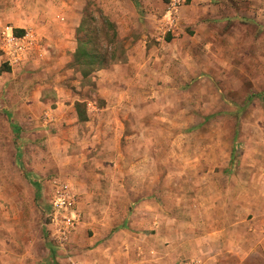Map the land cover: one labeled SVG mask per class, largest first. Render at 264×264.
<instances>
[{"label":"rangeland","instance_id":"374dc122","mask_svg":"<svg viewBox=\"0 0 264 264\" xmlns=\"http://www.w3.org/2000/svg\"><path fill=\"white\" fill-rule=\"evenodd\" d=\"M77 1L79 21L108 52L114 72L82 78L71 60L60 82L17 77L11 96H0V264H111L113 249L133 257L127 235L111 238L124 227L131 235L156 232L143 218L137 230L125 226L131 199L149 193L159 217L189 221L200 237L216 227L221 211L229 215L227 187H239L242 199L247 186L264 197V0H233V17L225 18L215 15L214 1L186 0L173 23L169 0ZM165 41L176 75L185 73L181 54L199 61L195 70L207 77H150L156 72L145 61L130 66L129 77L115 68L132 45L147 59ZM23 65L13 70H36ZM6 100L18 109H6ZM75 101L86 107L83 120ZM234 128L233 174V161L224 167ZM63 184L74 194L76 219L59 245L51 218L63 212L53 206ZM163 223L162 239L174 227ZM263 249L252 264H264Z\"/></svg>","mask_w":264,"mask_h":264},{"label":"crops","instance_id":"0c3cea01","mask_svg":"<svg viewBox=\"0 0 264 264\" xmlns=\"http://www.w3.org/2000/svg\"><path fill=\"white\" fill-rule=\"evenodd\" d=\"M207 1L218 3L214 4L213 7L215 15L219 12L220 18L233 17V0ZM78 9L79 2L77 0L75 2L72 0H0V39L4 32H13L14 29L22 32V35L25 34L26 49L23 64L26 67L30 65L36 68L32 72L24 71L17 74L16 70H13L14 67H10L4 62L5 56L0 50V66L5 63L8 67L0 71V96H11L17 77H28V83H34L35 80L39 82L36 77H57L56 79L59 82L62 77H67L62 70L69 61L72 60L71 62H73L77 48V29L82 21H79L80 12ZM201 12L206 13L207 9L203 8ZM136 47L137 45H132L127 54V61L115 67L117 70L126 71L130 66L137 68V66H140V61H145V63L148 62L149 69L153 73L156 72L150 77H207V75H200L199 70H195L199 61L197 62L191 58L193 63L191 65V59H188L189 56L186 55L182 58L181 54L176 55L178 58L177 63L183 66L181 72L184 70L185 73L181 76L176 75L172 69L173 65L170 64L173 57L169 53L170 47L167 41L151 50L147 59L141 58L142 52L137 53L140 48L137 50ZM142 55L144 56V53ZM205 57V54L199 57L200 61L205 60ZM215 58L218 60L217 57ZM106 67L99 68L102 69L100 74L107 75L114 72L111 68ZM79 71L80 77L85 78L80 69ZM191 71L194 75H191ZM125 73V77H129L128 72ZM100 94L103 98H106L104 93ZM94 101L96 102V100ZM8 103L9 101L6 100V104L3 105L6 109L9 108L8 110L13 112L18 109L17 104L12 105L11 103L8 105ZM76 103H80V109H84L85 115L87 111L81 102L75 101L73 108L77 118L80 119ZM88 105H92V101H89ZM103 109L104 106L97 108V113ZM45 114H48V112L46 111ZM236 150L234 128L233 140L227 149V163L224 167H230L233 161V174L237 171L234 167H236L239 158ZM246 189L247 196L243 199L240 195H237L239 187L230 186L224 189L229 190L230 194L233 193L232 201L229 202V215L224 212L225 210L221 211L219 223L216 227L208 229L205 236L201 237L190 233V229L187 227L189 221L179 220L177 217L163 219L159 217L158 207L155 205L156 202L152 193L146 195L145 199L140 197L131 199V202H134L135 205L132 214L126 219L125 226L137 230V226H142L139 218H143L148 219L149 223L146 225L154 228L156 232L149 235L140 233L131 235L124 233L127 228L119 229L111 240L127 235L125 242H127V247L132 248L134 256L127 257L123 255L125 252L119 249L116 251L114 249L109 250L108 263L191 264L194 260L199 261L200 264H252L250 259L255 256L256 250H260L261 247L264 248V245H262L264 243V197L263 199L258 198L257 189L253 187L247 186ZM148 204L150 205L149 210L146 209ZM163 221H166L168 225L173 224L174 227L176 223L181 221V224H178L181 225V232L175 233L173 227V233L167 234L162 239L158 230L160 226H163ZM131 241L133 242L129 243Z\"/></svg>","mask_w":264,"mask_h":264},{"label":"built area","instance_id":"2783aa9c","mask_svg":"<svg viewBox=\"0 0 264 264\" xmlns=\"http://www.w3.org/2000/svg\"><path fill=\"white\" fill-rule=\"evenodd\" d=\"M186 0H169L166 6V18L169 23L177 20L179 8ZM26 40L24 35H16L13 32H4L0 39V50L5 56L4 62L10 67H15L24 62ZM75 197L67 185H60L55 189L53 206L61 213H54L51 218L53 224V237L59 245H63L68 234L74 227L76 213L73 212ZM72 212L74 214H72ZM191 264H200L192 261Z\"/></svg>","mask_w":264,"mask_h":264},{"label":"trees","instance_id":"16d2710c","mask_svg":"<svg viewBox=\"0 0 264 264\" xmlns=\"http://www.w3.org/2000/svg\"><path fill=\"white\" fill-rule=\"evenodd\" d=\"M16 35H22L17 29L13 31ZM84 32L88 35L89 29L85 19H83L77 29V48L73 57V64L82 72L83 76L90 75L94 70L106 67L110 63V56L105 49L99 50L91 35L84 36ZM8 68L5 63L0 66V71ZM79 111L80 119H85L84 109H80V103H76ZM233 160V155H232ZM38 188V185H36Z\"/></svg>","mask_w":264,"mask_h":264}]
</instances>
